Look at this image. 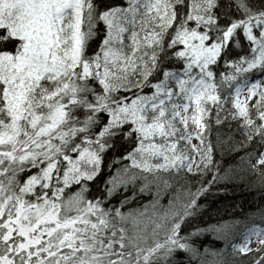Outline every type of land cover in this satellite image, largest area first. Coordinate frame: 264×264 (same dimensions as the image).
Listing matches in <instances>:
<instances>
[{
  "label": "snow or ice",
  "instance_id": "6c2138e0",
  "mask_svg": "<svg viewBox=\"0 0 264 264\" xmlns=\"http://www.w3.org/2000/svg\"><path fill=\"white\" fill-rule=\"evenodd\" d=\"M248 176L264 0H0V264H264V205L199 226Z\"/></svg>",
  "mask_w": 264,
  "mask_h": 264
},
{
  "label": "trees",
  "instance_id": "16d2710c",
  "mask_svg": "<svg viewBox=\"0 0 264 264\" xmlns=\"http://www.w3.org/2000/svg\"><path fill=\"white\" fill-rule=\"evenodd\" d=\"M214 159L219 161L218 167L221 171L236 163L233 154L227 151L223 155L220 152L215 153ZM204 179H211V173ZM216 187L226 188L227 190L218 193L214 190V194L207 197V199L201 198L200 202L205 203L206 207L199 217L200 227H207L209 224H217L234 218H243L246 213H254L264 205V193L261 192L259 185L255 183L254 177L248 176L243 180L236 179L232 182H221ZM150 199V195H145L141 203ZM161 202L166 204L167 196ZM132 206L135 207V205ZM198 239L201 244V250H203V246H208L211 249L224 247V242L218 240L211 232L204 233ZM228 251L230 252L231 249L229 248Z\"/></svg>",
  "mask_w": 264,
  "mask_h": 264
}]
</instances>
